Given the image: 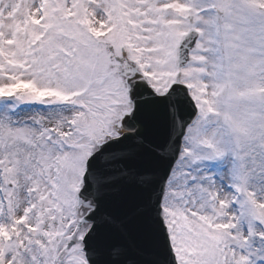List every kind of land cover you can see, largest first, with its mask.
<instances>
[{"label":"snow or ice","instance_id":"snow-or-ice-1","mask_svg":"<svg viewBox=\"0 0 264 264\" xmlns=\"http://www.w3.org/2000/svg\"><path fill=\"white\" fill-rule=\"evenodd\" d=\"M0 264H264V0H0Z\"/></svg>","mask_w":264,"mask_h":264}]
</instances>
